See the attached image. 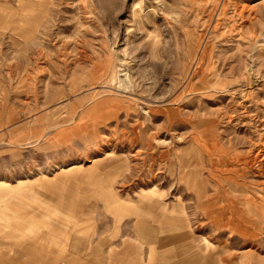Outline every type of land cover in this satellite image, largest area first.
I'll return each instance as SVG.
<instances>
[{
    "label": "rangeland",
    "instance_id": "1",
    "mask_svg": "<svg viewBox=\"0 0 264 264\" xmlns=\"http://www.w3.org/2000/svg\"><path fill=\"white\" fill-rule=\"evenodd\" d=\"M118 252L264 264V0H0V264Z\"/></svg>",
    "mask_w": 264,
    "mask_h": 264
},
{
    "label": "crops",
    "instance_id": "2",
    "mask_svg": "<svg viewBox=\"0 0 264 264\" xmlns=\"http://www.w3.org/2000/svg\"><path fill=\"white\" fill-rule=\"evenodd\" d=\"M182 218V217H181ZM183 224H185V223H183ZM185 225H184V227H183V232H181L180 234L182 235V238H180V237H178V238H175V237H171V238H162V239H160V240H158V241H155V243H154V239H150V241H149V243H151V244H153V245H157V246H164V245H166V244H179V245H182L183 243H184V241H187V238H189V233L188 232H186L185 231ZM143 235V237L145 238V240H147V237L144 235V234H142ZM127 246H128V244H127ZM126 246V247H127ZM129 247V246H128ZM88 248H90L89 246H88ZM192 250H193V248H192ZM187 253H189V252H186V254ZM115 255H117V257H116V259H114V258H111V260L113 261V263L112 264H120L119 263V261H118V259L120 258L121 259V257L122 256H124L123 255V253L122 252H118V253H116ZM191 255V254H190ZM248 255V254H247ZM119 257V258H118ZM247 257H249V256H247ZM247 257H246V255H243V259H247ZM190 261H193V258L192 259H189V262ZM117 262V263H116ZM183 263V261H181V262H178L177 264H182ZM221 263V262H220ZM133 264V263H132Z\"/></svg>",
    "mask_w": 264,
    "mask_h": 264
},
{
    "label": "bare ground",
    "instance_id": "3",
    "mask_svg": "<svg viewBox=\"0 0 264 264\" xmlns=\"http://www.w3.org/2000/svg\"><path fill=\"white\" fill-rule=\"evenodd\" d=\"M261 155V154H260ZM63 172V171H62ZM177 206V205H176ZM176 206H175V208H174V210L173 211H175L176 212ZM248 255H246V257H247Z\"/></svg>",
    "mask_w": 264,
    "mask_h": 264
}]
</instances>
